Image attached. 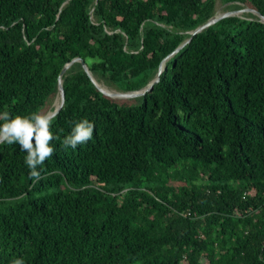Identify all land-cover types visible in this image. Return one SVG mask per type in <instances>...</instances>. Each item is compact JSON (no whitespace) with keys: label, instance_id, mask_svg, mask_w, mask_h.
<instances>
[{"label":"trees","instance_id":"trees-1","mask_svg":"<svg viewBox=\"0 0 264 264\" xmlns=\"http://www.w3.org/2000/svg\"><path fill=\"white\" fill-rule=\"evenodd\" d=\"M223 1L264 16V0ZM215 15L216 0H0V112L47 114L76 58L139 91ZM165 66L144 96L113 99L72 65L51 131L95 132L52 141L38 183L0 144V264H264V22L222 19Z\"/></svg>","mask_w":264,"mask_h":264},{"label":"clouds","instance_id":"clouds-1","mask_svg":"<svg viewBox=\"0 0 264 264\" xmlns=\"http://www.w3.org/2000/svg\"><path fill=\"white\" fill-rule=\"evenodd\" d=\"M72 127L61 140L51 131L52 117L41 111L27 116H13L9 111L0 112V144H18L25 152L24 163L29 169V178L33 183L44 179L43 165L55 154L52 141L60 140L63 148L73 150L87 144L94 135L95 124L88 119L71 121ZM10 264H25L23 258H14Z\"/></svg>","mask_w":264,"mask_h":264},{"label":"water","instance_id":"water-1","mask_svg":"<svg viewBox=\"0 0 264 264\" xmlns=\"http://www.w3.org/2000/svg\"><path fill=\"white\" fill-rule=\"evenodd\" d=\"M239 12H243V13L253 12L254 14H256L261 19L262 22H264V16L258 11L247 8V9L240 10ZM236 14H237L236 11H230V12H226V13L220 14V15L216 14L208 22L201 25L196 30L192 31L191 32V38L188 39L186 42H184L178 49H176L173 53H171L166 59H164V61L162 62L161 66H160V69H159V72H158V75L156 76V78L150 84H148L145 88H143L139 91H131V92L113 91L115 93L108 92L97 82V80L94 78L92 72L90 71L88 65L86 64V62L82 58H76V59L72 60L70 63H68L64 66V68H63V70L59 76L58 99L60 100V104L58 107L55 108L54 111H52L48 114L53 119L56 115H58V113L64 107V104L66 101V94H65V90H64V86H63V77L67 73V71L71 68V66L74 65L75 63L80 62L82 64L83 68L88 73V75L91 77L92 81L94 82V84L96 85L98 90L100 92H102L104 95H106L110 98H113V99H133V98L141 97V96H144L147 92H150L151 90H153L154 85L160 81V77L166 68V66H164V65H166V62L169 61L171 58H173L185 45L190 43L194 36L198 35L199 33L203 32L204 30L212 27L213 25H215L220 20L228 18V17L236 16Z\"/></svg>","mask_w":264,"mask_h":264},{"label":"rangeland","instance_id":"rangeland-1","mask_svg":"<svg viewBox=\"0 0 264 264\" xmlns=\"http://www.w3.org/2000/svg\"><path fill=\"white\" fill-rule=\"evenodd\" d=\"M244 9H247V8H244ZM230 11H236L237 12L236 15H243L244 14L243 12H239L240 10L231 9L229 7V5L225 4V2L223 0H216V14L217 15L224 14V13L230 12ZM103 86L105 88H107V89H110V90H113V91H117L114 88H111V87H108V86H105V85H103ZM57 101H58V96L54 100H52V101L50 100L47 103V105L45 107V110L47 111V114L52 112L56 108V102Z\"/></svg>","mask_w":264,"mask_h":264},{"label":"bare ground","instance_id":"bare-ground-1","mask_svg":"<svg viewBox=\"0 0 264 264\" xmlns=\"http://www.w3.org/2000/svg\"><path fill=\"white\" fill-rule=\"evenodd\" d=\"M165 66V65H164ZM102 86V85H101ZM106 91H108V92H112V93H115V92H113V90H109V89H107V88H105L104 86H102ZM58 101H59V99H58ZM57 101V102H58ZM57 102H56V104H57Z\"/></svg>","mask_w":264,"mask_h":264}]
</instances>
